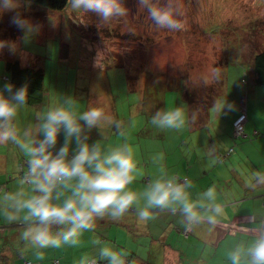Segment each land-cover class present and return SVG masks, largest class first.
<instances>
[{"label": "rangeland", "instance_id": "1", "mask_svg": "<svg viewBox=\"0 0 264 264\" xmlns=\"http://www.w3.org/2000/svg\"><path fill=\"white\" fill-rule=\"evenodd\" d=\"M160 2L163 5L165 0ZM183 2L187 19L185 29H163L159 31L158 37H153L159 33L156 27L148 35L145 34L144 29L148 27L149 30L152 22H149L146 10L140 9L139 0H122L128 15L109 23L101 22L93 12H73L68 2L65 9L52 11L18 0L17 8L0 12V41L16 44L15 52L5 47L7 55L5 48L0 49V80L3 75H7L2 55L18 58L23 66L32 65L40 59L44 66V101L41 107L27 105L20 110L19 125L16 123L20 135L31 128L33 136H37V114L61 105L65 97H72L80 112L89 107H99L106 115L114 116V120L121 125L123 135L107 124L101 130L92 129L87 133L89 144L99 141L102 147L110 148L115 144L119 146L122 139L124 143L131 139L138 141V136L134 135L144 120L151 118L158 110L184 106L188 98H193L195 90L204 89L202 78L209 76L213 69L218 70L220 75L218 80H210L207 84H213L210 87L214 91L212 98L217 100L225 90L214 84L226 80L228 92L224 98L231 108L226 107L224 111L229 115L235 112L238 106L235 104V94L238 93L241 96L238 112H248L245 131L252 133L255 127L264 122V94L253 100L247 95L246 99L250 87L264 89V86L253 83L250 64L252 56L264 48V0ZM19 13L39 26V32L25 38L24 31L11 23L13 16ZM137 18L141 19V23ZM136 34L137 40L128 38ZM151 100L157 104L154 110H149L148 102ZM97 130L101 136L92 138ZM149 130L155 135L163 133V138L154 137L152 142L137 145L145 152L143 167L146 164L148 169L159 172L163 167L166 172V165L174 166L185 159L189 162L192 160L188 151L190 139L183 146L185 136L180 129H160L153 125ZM228 138L231 139L230 135ZM258 139L248 140L245 137L232 142L236 145ZM63 143L64 133L61 131L57 139V151ZM9 146L12 144L9 143ZM71 147L75 148L74 142ZM11 148L4 151L0 145V163L3 162L0 165V186L5 185L8 193L18 189L22 177L20 161H27L24 154L18 153L15 158ZM15 149L18 147L15 146ZM7 168L8 172L3 174ZM1 175H4V179ZM3 195L5 193H0V198ZM0 203H3L2 199ZM22 230V221L8 223L0 212V260L7 258L8 264H22L24 257L19 254L24 245L20 238ZM54 249H44V256L52 254ZM57 250L59 253L61 247Z\"/></svg>", "mask_w": 264, "mask_h": 264}, {"label": "clouds", "instance_id": "2", "mask_svg": "<svg viewBox=\"0 0 264 264\" xmlns=\"http://www.w3.org/2000/svg\"><path fill=\"white\" fill-rule=\"evenodd\" d=\"M19 6L18 0H0V12L11 11ZM68 7L76 13L93 12L103 23L126 17L128 9L122 0H68ZM140 9L146 10L148 18L157 29L182 31L187 24L183 0H139ZM11 23L25 33V38L39 32V26L19 14ZM8 47L15 52L16 44L0 41V49ZM219 71L211 70L204 76L207 85L219 79ZM15 86L4 83L0 88V144L12 143L27 157V172L20 178L14 193L3 195L0 212L8 223L23 222L20 238L33 249L38 260L44 259L41 250L77 246L84 232L94 230L95 221L110 217L118 221L135 206L140 221L147 222L156 212L178 213L180 224L187 232L205 220L212 223L214 216L202 220L201 213L220 214L219 207L198 204L191 189L192 182L178 176H169L163 167L160 176L150 182L142 193L131 190L140 170L135 148L123 143L104 148L99 141L89 144L88 135L94 128L107 124L120 130L121 125L99 107H89L80 112L76 100L65 97L59 106L37 114L39 120L37 136L31 128L22 136L16 124L21 109L28 104V85L14 90ZM231 108L226 98L214 103L213 108L222 112ZM242 113V111H241ZM239 118V117H238ZM196 114L189 116L183 106L158 110L151 117V124L160 129L183 128ZM63 131L64 143L56 150L57 139ZM121 135L123 133L121 132ZM73 142L75 148H72ZM71 152V155H70ZM163 157L161 156L160 159ZM264 173H254L255 184H264ZM27 189L26 190V187ZM197 196L205 202H215L217 191L209 187ZM141 199L144 201L140 205ZM97 247L94 256H83L79 264H129L128 253L122 249L106 246L99 238L93 241ZM231 264H264V230L254 236L246 248L237 246L229 254Z\"/></svg>", "mask_w": 264, "mask_h": 264}, {"label": "crops", "instance_id": "3", "mask_svg": "<svg viewBox=\"0 0 264 264\" xmlns=\"http://www.w3.org/2000/svg\"><path fill=\"white\" fill-rule=\"evenodd\" d=\"M5 82L7 81L4 79L0 80V88ZM216 85L225 89L223 95L217 100L208 99L203 111L195 110L196 119L193 122L189 120L180 129L185 136L182 145L186 146L187 139H190L191 147L188 151L192 160L189 162L185 159L183 163H176L174 166L166 165V173L169 176L187 178L192 182L191 191L198 204H205L209 208H220L219 215L201 213L202 220L207 215H213L212 223L205 220L194 227L190 236L186 238L177 230L179 227L183 228L178 213L158 211L153 219L143 222L139 220L134 206L118 221L110 217H105L103 221L97 219L95 223L100 222L95 224L94 230L84 232L77 246L65 245L64 248L61 247L59 253L56 248L52 254L44 256L42 260H38L35 256L36 250L24 242L19 253L24 257L22 264H53L52 261L55 259L59 260L60 264H79L83 256H94L97 253L98 249L93 243L96 238L106 246L127 252L129 264H231L229 254L237 246L246 248L252 243L257 232L264 230V184L257 185L252 180L254 173H264V122L253 129L262 134L258 140L236 144L230 158L224 163H218L217 154L232 145V139H229L228 135H232V125L241 114L238 112L241 96L235 94V104L238 105L235 112L230 115L225 111L217 112L213 105L216 101L224 99L228 92L226 89L228 84L225 80L218 81ZM262 94L264 89L258 90L256 86H252L246 94V99L247 95L253 100ZM190 102L188 98L183 106L189 116H191ZM246 115L247 126L248 112ZM20 117L18 115L16 118L18 125ZM245 125L244 133L251 134L245 131ZM132 141L129 140L128 144L131 145ZM0 145L4 151L12 147L15 158L18 153L24 154L19 148L14 150V144L11 147L9 143ZM133 145L141 174L128 187L137 193H142L150 182L160 176L161 172L148 169L146 164L143 167L142 158L145 157V152L142 151L140 154L136 142ZM7 172L8 168L3 174ZM1 178L4 179V175H1ZM209 187H215L217 200L206 203L203 197L197 196V193ZM143 203L141 199L140 205L143 206ZM3 252L4 250L1 251L2 255ZM3 259L8 264V259Z\"/></svg>", "mask_w": 264, "mask_h": 264}, {"label": "trees", "instance_id": "4", "mask_svg": "<svg viewBox=\"0 0 264 264\" xmlns=\"http://www.w3.org/2000/svg\"><path fill=\"white\" fill-rule=\"evenodd\" d=\"M24 1L34 3L39 7L46 8V9H49L52 11H61V10L65 9L67 2H68V0H24ZM19 15L21 17L23 16V14L21 15L20 13H19ZM24 17L25 16H23V18ZM120 18H116V19H120ZM137 19L141 23V19L140 18H137ZM130 22L131 21L127 22V24ZM149 22H151V20H149ZM132 24H133V22H132ZM135 25H138V24L135 23ZM154 27L155 26L153 24H151V26L149 27V30H148V27H146L144 29V30H146L145 34L148 35V33ZM161 30H163V29H157L156 31L159 32ZM160 33L161 32H159L156 36H153V37H158ZM128 38L137 40L138 35L137 34L132 35ZM20 41H21V37H20ZM5 52H6L5 54L7 55L8 51L6 48H5ZM250 64H251V71H252V75H253V78H252L253 83L257 86H264V48H262V50L260 49L258 52H256L252 56ZM4 66H5V70L7 72V75L6 76L4 75L3 79L7 82L12 83L15 86L14 90L20 88L24 84H27L28 85V104L27 105L35 107V108L41 107V105L44 101L45 92H46L45 74H44V66H43L42 60L38 59L32 65L23 66V65H21L20 60L18 58H12L11 59V58L5 57V65ZM158 80H161V79L159 78ZM210 80H212V79H210ZM217 82L214 85H216ZM202 85H203L204 89L195 90V94H194L193 98L190 97V99H189V100H191V102H190L191 103V105H190L191 106V114L196 112L195 110H198L199 112L203 111L205 108V102L208 99H209V101L212 100V97H210V96H212L214 91L210 87L213 84L205 85L204 83H202ZM148 103L150 105L149 110H154V106L157 104H155V102H153L152 100L149 101ZM162 105H163V107L165 106L164 101L162 102ZM151 107H152V109H151ZM245 114H246V112H245ZM112 118L114 119V116ZM246 119H247V115H246ZM150 121H151V118L148 117L146 120H144L143 123L140 124V129H138L134 135V136H138L137 137L138 141H135L134 139H132L133 141L131 142V145L135 148V145H133V143L136 142V148H138L137 150H139V152L142 151V148L137 146L138 144H145L146 141L152 142V139H155L154 137L163 138V133L159 132L157 135H155V132H152L149 130V128L150 129L153 128V125L151 124ZM190 121L193 122L192 120H190ZM244 125H245V123L243 124V128H242L241 133H238V134H234V124L232 125V135H230V138L233 141H235V139H240V138H245V137L248 138V140H252V138L259 137L262 135L260 132L258 133L257 130H253L251 134H245L244 133ZM124 128H125V126L123 127V129ZM116 131H117V133H120V131L123 133L122 129H120V130L116 129ZM99 136H101V133H99V131L97 130L92 135V138H98ZM122 141H123V139L121 140V144L124 143V141H123V143H122ZM241 143H245V142H239L238 144H241ZM114 146H116V145H114ZM234 147H235V144L232 142V145L229 148H227L224 151L219 152L216 156L217 162L218 163L219 162L220 163L226 162L230 158V156L234 153ZM20 169H21V176H23L27 172V161L26 160L22 159L20 161ZM180 180H182V179H180ZM0 193L1 194L2 193H5V194L8 193V189L5 187V185L0 186ZM99 220L103 221V219H99ZM99 222H96V223H99ZM177 230L180 232V234L183 237H186V238L189 237L191 234V230L186 232L183 228H180V227L177 228ZM55 261H57L58 264H60L59 260H56V259L53 260L52 262L54 263ZM2 263L6 264V261H4V259L0 260V264H2ZM101 264H106V262H101Z\"/></svg>", "mask_w": 264, "mask_h": 264}, {"label": "built area", "instance_id": "5", "mask_svg": "<svg viewBox=\"0 0 264 264\" xmlns=\"http://www.w3.org/2000/svg\"><path fill=\"white\" fill-rule=\"evenodd\" d=\"M245 121H246V114L245 112H242L239 118L234 123V134L241 133ZM53 264H58V262L55 261Z\"/></svg>", "mask_w": 264, "mask_h": 264}, {"label": "flooded vegetation", "instance_id": "6", "mask_svg": "<svg viewBox=\"0 0 264 264\" xmlns=\"http://www.w3.org/2000/svg\"><path fill=\"white\" fill-rule=\"evenodd\" d=\"M130 3H132V1H130ZM141 16V15H140Z\"/></svg>", "mask_w": 264, "mask_h": 264}, {"label": "water", "instance_id": "7", "mask_svg": "<svg viewBox=\"0 0 264 264\" xmlns=\"http://www.w3.org/2000/svg\"><path fill=\"white\" fill-rule=\"evenodd\" d=\"M242 112H245V110H244V111H242Z\"/></svg>", "mask_w": 264, "mask_h": 264}]
</instances>
